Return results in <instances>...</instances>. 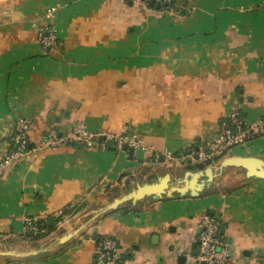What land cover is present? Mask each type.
<instances>
[{
  "label": "crops",
  "instance_id": "crops-1",
  "mask_svg": "<svg viewBox=\"0 0 264 264\" xmlns=\"http://www.w3.org/2000/svg\"><path fill=\"white\" fill-rule=\"evenodd\" d=\"M172 1L164 11L134 0H0V159L19 118L30 122L32 146L78 121L141 142L132 154L115 143L62 144L17 160L0 177V249L40 251L0 264H95L104 236L118 241L117 264H195L205 214L224 225L223 264H264V179L241 167L225 168L197 197L150 196L96 217L127 192L129 176L135 187L151 172L264 157L261 135L219 161L187 158L232 112L248 122L264 115V0ZM51 25L61 42L45 50L39 36ZM35 217L52 225L46 236L26 233Z\"/></svg>",
  "mask_w": 264,
  "mask_h": 264
},
{
  "label": "built area",
  "instance_id": "built-area-1",
  "mask_svg": "<svg viewBox=\"0 0 264 264\" xmlns=\"http://www.w3.org/2000/svg\"><path fill=\"white\" fill-rule=\"evenodd\" d=\"M143 8H150L152 0H134ZM163 6L164 11L171 10L172 0H154ZM53 15V9L48 11ZM42 47L47 50L58 47L60 39L54 25L48 27L46 33L39 36ZM30 122L19 118L14 125V135L11 141L14 147L2 159H0V177L17 161L24 157L37 155L43 148L55 147L62 144L97 145L99 148H107L111 143L119 146L126 144L133 149L141 145L135 135L125 132H101L90 130L85 122L78 121L67 131L50 129L43 135L36 146L30 143ZM264 135V115L252 122H248L240 116L238 111L229 115V119L223 122L218 136L209 143L208 148H193L189 151L187 158L191 163L204 164L218 160L234 147L245 146L257 136ZM28 235H39L47 233L48 229L41 226L39 218L27 220ZM220 221L216 216L203 215L198 230L199 252L195 264H223L231 256L230 246L221 240ZM118 241L114 237L104 236L97 242L95 264H117L119 258Z\"/></svg>",
  "mask_w": 264,
  "mask_h": 264
},
{
  "label": "water",
  "instance_id": "water-1",
  "mask_svg": "<svg viewBox=\"0 0 264 264\" xmlns=\"http://www.w3.org/2000/svg\"><path fill=\"white\" fill-rule=\"evenodd\" d=\"M152 7L159 6L154 0L151 1ZM124 150H129L130 154L133 153V148H128L126 144L122 146ZM241 167L245 169V175L247 178L264 179V157L255 155H238L224 158L217 166H206L198 170L186 169L181 175L174 176L171 171H167L164 175L159 176L156 172H151L147 176V181L143 183H137L134 187L131 181L134 176H129L126 181L127 192L122 196H116L112 202L108 203L102 209H100L96 217L109 210L116 209L123 203L131 202L136 204L138 201L145 197H154L157 200L164 197H197L201 193L214 184V179L217 174H221L227 167ZM212 214V213H211ZM220 233H224V225L220 224ZM97 229H95V233ZM77 231H71L59 238V242L65 243L71 239ZM221 240L223 238L221 237ZM40 250H26L17 252L12 249L1 250L0 257L11 258H27L33 254L38 253ZM197 254V253H196ZM181 263L185 262V257H180Z\"/></svg>",
  "mask_w": 264,
  "mask_h": 264
},
{
  "label": "trees",
  "instance_id": "trees-1",
  "mask_svg": "<svg viewBox=\"0 0 264 264\" xmlns=\"http://www.w3.org/2000/svg\"><path fill=\"white\" fill-rule=\"evenodd\" d=\"M173 3H174V1L171 2V4H170L171 7L174 6ZM113 144H114V143H111V144L109 145V147H110V146H113ZM13 145H14V144H13ZM74 145H76V144H74ZM13 147H14V146H13ZM40 223H41V226L46 227V228L48 229V231H51V230L53 229V228H52V225H50V223L47 222L46 220H40ZM47 234H48V233H47ZM47 234H46V233L39 234V235H32V234H30L29 236H30V237L32 236V238H41V237L46 236Z\"/></svg>",
  "mask_w": 264,
  "mask_h": 264
},
{
  "label": "rangeland",
  "instance_id": "rangeland-1",
  "mask_svg": "<svg viewBox=\"0 0 264 264\" xmlns=\"http://www.w3.org/2000/svg\"><path fill=\"white\" fill-rule=\"evenodd\" d=\"M222 158V157H221ZM221 158H219L218 159V161L221 159ZM175 163H173V165H174ZM186 164V163H185ZM178 165H175V166H173L174 167V169H176V170H183L184 169V167H177Z\"/></svg>",
  "mask_w": 264,
  "mask_h": 264
}]
</instances>
